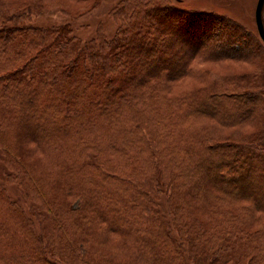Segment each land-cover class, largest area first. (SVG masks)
Returning <instances> with one entry per match:
<instances>
[{"label": "trees", "instance_id": "trees-1", "mask_svg": "<svg viewBox=\"0 0 264 264\" xmlns=\"http://www.w3.org/2000/svg\"><path fill=\"white\" fill-rule=\"evenodd\" d=\"M102 1L0 0V149L7 179L40 204L27 211L0 182V264H104L78 245L101 229L133 239L115 249L122 264H264V204L253 193L264 194V65L217 77L193 64L264 59V42L170 0H122L112 38L23 23L52 9L78 18ZM189 76L203 86L182 90ZM215 116L221 125L206 121ZM252 121L253 133L233 128ZM25 137L46 156V177ZM228 169L258 181L240 191L243 176L214 175ZM56 181L54 205L46 188L55 193Z\"/></svg>", "mask_w": 264, "mask_h": 264}, {"label": "rangeland", "instance_id": "rangeland-1", "mask_svg": "<svg viewBox=\"0 0 264 264\" xmlns=\"http://www.w3.org/2000/svg\"><path fill=\"white\" fill-rule=\"evenodd\" d=\"M22 1V0H21ZM24 1L20 2V0H10V4L14 7L20 6ZM122 0H103L100 5L94 9L92 12L78 17L74 18L66 14L65 12H61L60 10L52 9L48 11H44L40 14H34L30 16L29 20H24V24H33L38 26H51V25H59V24H65L68 23L71 25L73 32L75 35L80 37L83 41H87L93 38H112L119 25L121 20L116 15L112 14V11L116 5H118ZM172 3L176 4L177 6L181 8L186 9H197V10H207L212 11L220 15H224L228 18L233 19L238 24H240L243 28V33L249 37L252 36L254 38H257L258 40L262 41L255 18V10L257 6L258 0H170ZM20 2V3H19ZM44 2L47 3V5H56V3L50 2V0H44ZM88 6V3H84L82 7L77 6L73 11H79ZM263 18H264V11H263ZM186 53L185 55H187ZM179 60L173 61V65L177 66ZM253 62H245L242 60H234V59H222L218 61H209L204 62L202 60H195L194 66L198 69H204L209 68V70H212V73L214 76H222L225 73L228 72H248L253 71L257 68V66H260L259 62L262 63V67L264 65V59L262 57H257L256 59L252 60ZM218 73V74H217ZM185 81L183 80L180 87L182 90L186 91L188 89H193L194 87H201L203 86L201 82L196 81L191 76L187 77ZM210 80V79H209ZM212 81V80H210ZM184 85V86H183ZM215 104H210L209 107L214 108ZM219 116H215L214 119L208 118L206 121L208 123H212L214 125H221L219 122ZM217 123V124H216ZM200 124H205L202 119H200ZM259 124L255 121L250 122V124H242L239 126H235L233 128H236L240 131L242 134H249L253 133L256 128H258ZM260 127V126H259ZM232 129V128H230ZM233 131V130H232ZM228 131L227 132H232ZM29 138V137H28ZM28 138H20L19 141L24 149H29L32 151V149L36 150L37 152L32 153L31 156H27L26 158H31L32 161L37 162L39 160V164L41 166L46 167V170L44 167L39 168L40 171L38 172V175L41 177H46L45 174L49 172V166L45 165L44 162H46V156L43 155L37 148H34L35 144L31 141V139ZM22 140V141H21ZM39 151V152H38ZM47 163V162H46ZM238 164V163H237ZM50 165V164H48ZM51 166V165H50ZM239 167V165H238ZM239 175L235 174L232 169L225 170H218L214 172V175L217 177L221 175L227 177L228 182L233 183V179L239 176L241 177L242 182L247 183V185L244 188H242L240 191H249L247 187H252L257 183V179L254 180V176L252 175L254 172L251 173L248 169L240 170ZM7 173L8 169L6 167L5 158L1 152L0 149V182L4 183L6 188L8 189V192L12 197H14L16 200L19 201V203L28 211L29 206L31 204H35L37 207H39L40 204L34 203V200L31 199L32 202H29V199H26L21 192L19 191L18 186L9 181L7 179ZM251 173V174H250ZM250 174V175H249ZM259 175V174H258ZM255 174L257 178L259 176ZM49 180V179H48ZM55 185V193L53 192V189H49L48 187L46 190L48 191V194L52 198V202L54 205H57V202L54 200L55 197L58 198L59 194L57 191L58 182L56 181L54 183ZM238 190V192H240ZM254 195L258 196L260 198V201L264 204V194H259L258 190L253 191ZM62 197H66L69 201H72L74 198H71L70 196H64L62 194ZM71 203L76 205H80V207L84 206L82 203V200L77 199L76 201H72ZM161 204L163 205L164 209L168 211V197L166 195H162ZM246 205H248L246 203ZM257 213H260L261 209L254 207ZM43 209V210H42ZM40 208L42 212H46L44 208ZM256 213V214H257ZM76 216H79L76 213ZM101 227L99 226V229ZM102 232L95 234V236L89 237L88 235H83V238L85 241L78 242V245L86 246L90 253H94L95 257L98 256V260L103 262V258H106L107 261H104V264H122L119 259H122L123 256H117L118 254H115V249L118 247L123 248H132L133 246L136 247V244L134 243L133 239L128 237L127 235H123L117 232H109V230L101 229ZM102 236H106V241L102 242ZM102 237V238H101ZM135 244V245H134ZM114 250V251H112ZM193 260V259H192ZM123 262V261H122ZM192 264H203L202 262H194L191 261Z\"/></svg>", "mask_w": 264, "mask_h": 264}, {"label": "water", "instance_id": "water-1", "mask_svg": "<svg viewBox=\"0 0 264 264\" xmlns=\"http://www.w3.org/2000/svg\"><path fill=\"white\" fill-rule=\"evenodd\" d=\"M264 0H258L256 10H255V18L257 23V28L261 39L264 42Z\"/></svg>", "mask_w": 264, "mask_h": 264}]
</instances>
